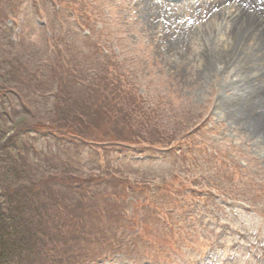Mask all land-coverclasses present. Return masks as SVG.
<instances>
[{
  "label": "rangeland",
  "instance_id": "374dc122",
  "mask_svg": "<svg viewBox=\"0 0 264 264\" xmlns=\"http://www.w3.org/2000/svg\"><path fill=\"white\" fill-rule=\"evenodd\" d=\"M139 1L60 0L59 4L57 0H11L13 9H0V41L9 44L0 53L4 51L1 55H10L17 62V72L27 92H31L30 97L24 94V110L34 115L20 116L18 108L9 103L8 108L0 101L5 113L19 114L10 115L8 122L21 118L67 124L63 132H74L64 134L63 138L73 140L65 145L63 141L50 140L40 146L42 157L54 156L56 161H42L38 178L78 177L70 174L75 168L95 175L108 166L110 170L100 175L102 178H118L124 189L134 191L125 193L124 200L119 201V196L112 199L129 207L122 211L119 221L102 224L103 230L111 232L106 244L129 243L131 249L137 247L135 253L127 254L124 248L123 252L93 259L92 264H264V133L247 123H238L242 117L239 107L229 108L230 102L225 107L216 103L217 96L229 94L226 88L223 94L220 92L226 82L216 69L209 82L194 80L200 70L196 65L198 43L185 48L186 39L182 49L169 46L180 30L190 27L195 31L203 20L200 13L206 9L198 8L202 11L194 13L199 5L196 3L190 11L193 16L178 13L172 23L154 16L153 22L160 27L151 32L147 31L143 14L135 10V2ZM262 2L257 0L256 14L259 28L264 31ZM165 5L171 10H167L168 15L177 10L171 4ZM51 30L55 35L50 37ZM47 44L63 55V61L53 53L44 55ZM253 44L251 48L256 52L259 43ZM232 48V61L243 56L250 59L254 76H263L259 82H252L253 87L264 89L259 58L251 53L242 55L241 45ZM38 55L42 59L51 56L58 63L51 66L42 61L47 68L37 63L42 60ZM18 61L37 77L30 82ZM106 70L115 73L113 81L121 82L120 89L114 87L115 96L125 103V120L120 114L114 121L107 120L106 125L119 133L121 140L140 139L136 141L141 145L131 142L136 144L131 146L133 152L117 153L106 146L101 150L77 141H95L91 115H99L97 91L103 89L102 84L113 83H105ZM238 83L243 87L244 82ZM15 90L19 91L17 86ZM121 90L127 93L125 97ZM261 98H254L247 108H258L257 113L264 117V105L258 103L264 96ZM9 123L0 131L5 132ZM188 134V138L184 137ZM49 145L58 148L57 152ZM65 149L79 160L70 152L62 155ZM0 174L5 173L0 170ZM21 174L37 177L28 170ZM54 192L62 204L58 206L59 216H63V208L75 209L78 201L72 193L60 186ZM120 206L101 211L115 214ZM168 208L174 214L167 216ZM121 232L127 235L125 240H120ZM50 262L51 258L46 264Z\"/></svg>",
  "mask_w": 264,
  "mask_h": 264
},
{
  "label": "trees",
  "instance_id": "16d2710c",
  "mask_svg": "<svg viewBox=\"0 0 264 264\" xmlns=\"http://www.w3.org/2000/svg\"><path fill=\"white\" fill-rule=\"evenodd\" d=\"M10 1L0 0V9L5 11L9 8L13 9L15 4ZM57 3L60 4V0H57ZM94 10L96 15L98 6H95ZM52 35H55L54 30H51L50 37ZM17 44L15 43V46H18ZM24 46L29 48L27 45ZM8 47L9 44L0 41V49L4 50ZM47 49L48 52L44 55L53 53L52 56L55 55L63 61V55L57 53L48 44ZM3 52L0 53V101L6 103L8 108L10 105L14 106L15 109L18 108L20 116L34 117V115H30L24 110V100L27 99L24 94L30 97L31 92H27L26 83L25 81L22 82L20 74L17 72L18 64L11 59L10 55H1ZM50 57L42 59L38 55L37 58L42 60H38L37 63L47 68L48 66L42 61L50 63L51 66L58 63ZM19 66L23 69L25 75L28 74L29 78L27 79L30 82L33 76L37 77L36 73L32 75L28 68L22 66L20 62ZM51 68L49 67V69ZM52 74L55 73L52 71ZM107 74L108 79L105 83L110 84L116 75L114 72L109 71H107ZM120 84L119 80H114L110 86L102 84L103 89L97 91L99 102L97 110L99 112L96 114L99 115L96 117L91 115V120L95 121V128L92 133V139L95 141L85 142V144L81 139L75 137L73 139H77L84 146L91 145L101 150L102 147L106 146L114 149L117 153L133 152L134 148L131 146H136V144L131 142L140 139L132 137L121 140L120 134H116L114 129H110L106 125L107 120L109 122L114 121L120 114L124 119L125 103L119 101L115 96L116 91L114 88L120 89ZM15 86L21 93L15 90ZM22 88L25 89L24 92ZM122 92L125 93L123 95L125 97L127 93ZM11 96H17L18 98ZM17 114L16 111L5 113L0 104V128L9 123L11 116ZM19 119L21 121L16 119L11 122L12 124L9 123V128L5 132L0 131V170L4 171V176L14 177L5 178L0 174V264H46L49 258H51V264H85L87 260H89V264H92L93 259L123 252L124 248H126L125 252L127 254L135 253L137 247L131 249L129 243H112L110 246L106 244L105 239L111 232L103 230L104 226L102 224V221L115 223L121 219L122 211L129 206L127 204H116L113 200L118 196L120 197L119 201L124 200L125 193L127 195L128 193H134V191L124 189L121 186V180L118 178H102L100 175H106L107 171L110 170L108 166L103 172L95 175H87L85 172L83 174V171L75 168L71 170L75 172L70 174L78 177L49 178L48 176L47 178H38L37 174H41L42 161L52 162L53 164L56 161L54 156L42 157L41 151H39L40 146L50 140L63 141L65 145V142L69 143L73 140L68 137L63 138L64 134L70 136L74 132H71L70 129V133L63 132V128L67 127V124H65L66 126H60L57 123L45 124ZM113 121L111 124H113ZM76 134L77 136L81 135ZM190 134H192V131ZM184 137L188 138L189 134ZM136 142L139 144L138 141ZM49 147L55 152L58 150V148H53L51 145ZM64 152H70L73 154L74 159L79 160L76 154L69 151V149L63 150L62 155ZM39 161L41 162L38 163ZM53 164H50V167L54 166ZM26 170L33 177H37H23L21 173ZM25 174L29 175L28 173ZM59 186L72 193L78 201L75 209L66 210L63 208L62 217L59 216L58 212V206L62 204L57 200L54 192L55 187ZM125 186L130 189L129 184H125ZM135 205L137 204L135 203L133 206ZM111 206H120V208L115 214L101 211L102 208ZM167 210H170L167 216L174 214V211L170 208ZM120 234L122 235L119 237L120 240L127 238L125 233L121 232Z\"/></svg>",
  "mask_w": 264,
  "mask_h": 264
},
{
  "label": "bare ground",
  "instance_id": "6f19581e",
  "mask_svg": "<svg viewBox=\"0 0 264 264\" xmlns=\"http://www.w3.org/2000/svg\"><path fill=\"white\" fill-rule=\"evenodd\" d=\"M170 3L174 4V1L170 0ZM196 3L199 5L195 8L194 13L202 11L198 8L206 9L200 13V18L203 19L200 26L195 31L194 29L191 30L190 27L182 30L176 27L180 31L169 46L177 45L182 49V44L186 39H188V43L185 48H189L192 43H198L196 56L199 57L196 65L200 70L194 80L201 84L209 82L211 73L216 69L219 75L224 76V82H226L220 88V92L223 94L225 88L227 93L229 92L228 96H221V94L217 96L216 103L224 104L225 107L226 105L229 106L227 103L230 102L229 108L233 105L235 108L239 107L238 114L242 115V119L239 118L238 123H247L248 127L252 126L257 132L264 133V117L257 113L258 108L257 110L256 107L247 108L248 105L251 106L250 103L255 102L254 98L262 99L261 97L264 96V89L254 88L252 84L255 81L259 82V78H263V76L262 74H260L261 76H254L255 68L251 65L250 59L246 60L245 56L243 59L237 56L239 59L234 62L230 57L234 54L232 46L241 45L240 53L242 55L251 53L258 57L261 63L260 67H262L260 70L264 71V31L259 28L261 23L256 14V0H195L194 2H184V4L172 6L177 10L172 11L169 15L167 11L169 6L165 3L159 5L156 0H140L138 4L135 2V10L137 13H142L143 19L147 21V31L153 32L160 27L158 22H153L158 16L169 23L177 18L178 13L182 15L187 13L193 16L194 13L192 14L190 11ZM196 15L198 17V14ZM154 16L157 17L154 18ZM216 27L218 28L216 29ZM169 31H171L170 28ZM159 32L161 31L159 30ZM214 42L219 46H214ZM252 43H254L253 45L259 43V49L256 52L251 48ZM208 60L210 62H207ZM238 80L244 82V88L240 86ZM249 86L250 88H247ZM226 97L228 99L224 103L223 100ZM258 103L264 105V100H260ZM245 111H248V115L245 114ZM256 136H258L257 133Z\"/></svg>",
  "mask_w": 264,
  "mask_h": 264
}]
</instances>
